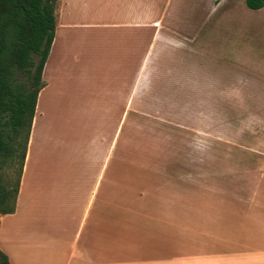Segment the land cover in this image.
Segmentation results:
<instances>
[{
	"label": "crops",
	"instance_id": "1",
	"mask_svg": "<svg viewBox=\"0 0 264 264\" xmlns=\"http://www.w3.org/2000/svg\"><path fill=\"white\" fill-rule=\"evenodd\" d=\"M192 2L60 0L16 211L0 216V250L10 264H95L92 254L137 250L169 231L179 236L174 248L180 255L169 264H264V101L249 105L255 97L250 82H264V74L200 72L212 20L220 16L221 22L239 3L194 0L192 10ZM146 79L172 80L154 85L174 97L182 93L176 80H183L186 101L193 104L194 96L203 113L215 97L221 116L216 126L232 128V137L220 130L210 136L217 140L195 132L183 190L176 188L174 169L155 162L138 135L124 136L121 151L108 155V109H143L146 87L154 92ZM86 86L90 96L78 105ZM81 109L86 115L74 129L78 146L63 152L58 134ZM207 119L199 118L200 124ZM50 138L59 141L55 150L62 156L55 151L57 157L45 161ZM115 160L120 166H113ZM43 180L48 183L40 185ZM40 212L57 225L48 230ZM256 222L261 227L254 230L250 224ZM101 224L108 231L98 235Z\"/></svg>",
	"mask_w": 264,
	"mask_h": 264
},
{
	"label": "rangeland",
	"instance_id": "2",
	"mask_svg": "<svg viewBox=\"0 0 264 264\" xmlns=\"http://www.w3.org/2000/svg\"><path fill=\"white\" fill-rule=\"evenodd\" d=\"M190 1L194 2V0ZM238 3L239 4L235 7L234 12L224 15L225 17L220 19L221 22H216L217 18L220 17L217 16L216 20H212V25L208 28L206 39L210 42L206 48L207 54L205 57L206 60L202 66L203 70L200 68V72L203 74H243V76L250 74H264V8L258 11H253L247 7L245 0H238ZM59 7L60 0L57 5V12ZM194 7L195 3H193L192 10L195 9ZM189 17H192V15ZM217 24L219 26H217ZM164 81L172 80L146 79V83L149 82L151 87H154V92L152 88H147L148 86L146 87V99L143 109L129 112L120 109H108V155L110 152L119 151V148L121 151L120 141L124 136L125 138L132 137L135 140L138 135L140 140L144 141L146 152L148 154H152L154 157L159 154L155 158L153 157L155 162L157 161L158 163L163 164V166H170L174 169L172 173H175V176L177 177L176 188L178 190H183V183L185 181L182 179L185 177L183 171L185 169L186 161L188 160L187 152L192 149L190 142L194 137L195 132L203 131L209 135V139L217 140L216 137H212L217 136L219 130L228 137H232L231 134L233 131L232 128L229 127L218 128L216 126L218 123L217 120L220 119L221 116L219 112L216 111L217 102L214 100L215 97L210 96L208 98L207 102L210 104V110L203 113L202 111L196 110L197 99L195 100L194 96L193 104L186 101L185 98L186 96L189 98V94H185L184 92L183 80H176L179 83L178 87L182 88V91H178L182 93L177 95V97H174L173 93H170L169 91L166 92L164 89L157 88V86L154 85L156 82ZM250 85H253L252 93L255 94V97L251 98L249 105L258 108L259 105H261V102L264 101V82L251 81ZM89 87H84V93L79 94L77 99L78 105L87 102L91 91V87L90 91ZM188 91L189 90H187V92ZM158 92L162 93L161 97L158 96ZM155 93H157V95H155ZM193 106L194 109H192ZM78 112L79 113L74 115L70 120H66L64 135L61 133L58 134V139L61 135L63 138V149H60L63 150V152H72V150L75 149V146H78V144H75L76 141H78V137L75 136L77 133L75 134L74 129H80L84 118L83 115H86L82 109ZM206 114H208V116ZM199 118L208 119L202 126ZM225 118H232L229 111H225ZM125 119L126 123L124 124L125 127H123ZM222 129H224V131H222ZM58 142H53L51 138L49 141L45 142V153H47L45 161H50L51 155L57 157L56 153L59 157L62 156V151L55 150L57 149ZM216 143V141H211L209 143L212 155H217V152L215 151ZM194 149L195 147H193V150ZM119 163V160H115L113 166L118 167L120 166ZM67 165L68 161L65 159V166ZM15 174L16 173L12 174L13 178L16 177ZM166 178L167 177H165V182L171 180L169 177ZM45 182L48 183V180H43L40 185ZM173 184L174 183H171V185ZM44 209H46V207H44ZM37 218H40V220L42 218L44 219L45 222H43V224L45 227H48V230H50L49 225H52L53 227L57 225L53 223V219L50 221V218H52L50 214L43 215L42 212H40V215L39 213L37 214ZM33 225H36V223L33 222ZM33 225L31 223V226ZM250 225L256 226L255 228H252L254 230L261 227L259 222ZM250 225H247V227ZM105 228L108 231V225L106 224L97 226L96 229L98 230L96 233L98 235L102 234ZM161 235L164 236L157 239V242H155L156 244L144 243L139 247L142 249L138 248L139 250L137 248V250H128L127 248H124L123 250L118 251L111 249V251L108 250V254L100 252L92 254L91 257L95 264H169L171 261H176L180 258V255H177L174 248L176 238H179V236H177L174 231H169L167 234L163 233ZM86 237L87 234L84 235L81 244H83ZM118 237L121 238L122 236L118 235ZM106 247L108 249V246ZM78 252L79 251L73 256L77 261L81 259L79 258L80 256ZM94 256H97L98 260ZM181 256L183 257V255ZM80 262L81 264H85L82 260H80ZM0 264L2 263L0 262ZM177 264H181V261L178 260Z\"/></svg>",
	"mask_w": 264,
	"mask_h": 264
},
{
	"label": "trees",
	"instance_id": "3",
	"mask_svg": "<svg viewBox=\"0 0 264 264\" xmlns=\"http://www.w3.org/2000/svg\"><path fill=\"white\" fill-rule=\"evenodd\" d=\"M58 2L0 0V215L16 211L38 98L45 87L43 73L55 40ZM246 5L258 11L264 0H246ZM0 262L10 264L1 250Z\"/></svg>",
	"mask_w": 264,
	"mask_h": 264
}]
</instances>
